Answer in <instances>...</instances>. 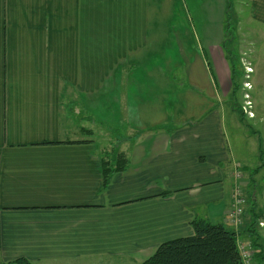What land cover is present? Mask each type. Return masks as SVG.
<instances>
[{
  "label": "crops",
  "instance_id": "0c3cea01",
  "mask_svg": "<svg viewBox=\"0 0 264 264\" xmlns=\"http://www.w3.org/2000/svg\"><path fill=\"white\" fill-rule=\"evenodd\" d=\"M176 2L0 0V264L141 263L195 219L228 226L232 171L250 169L225 133L227 3L180 24ZM236 2L264 32V0ZM102 103L129 125L114 148L91 139ZM115 150L127 166L104 186Z\"/></svg>",
  "mask_w": 264,
  "mask_h": 264
},
{
  "label": "rangeland",
  "instance_id": "374dc122",
  "mask_svg": "<svg viewBox=\"0 0 264 264\" xmlns=\"http://www.w3.org/2000/svg\"><path fill=\"white\" fill-rule=\"evenodd\" d=\"M225 1L227 6L223 23L226 24L224 30L229 38L227 46L235 54L236 58H234L237 59L239 72H241L240 78L237 79L238 89L236 92L233 91V95L231 90L228 95V101L232 103L231 105L235 107L236 111L238 110V114L237 112L233 114L226 112L225 133L233 156L250 169V171L244 172L241 164H236L235 169L237 168L238 175L237 177L233 176L235 169L231 174L232 185L234 187L239 185L241 188L239 191H241L243 200L242 206H238V208L243 209V215L240 219L238 218L237 225L230 222L228 216L233 208H231L230 199L231 210L227 212L225 222L228 226L238 230L240 226L246 223L248 225L252 219L254 211L251 213L249 211L253 208L251 210L247 208L248 202L255 201L254 203H256V200L252 199L255 195L260 211H264V32L252 24L246 26L248 24L247 15L242 8L236 14L235 9L239 5L236 1L238 0ZM216 4L214 0H177L174 19L180 24L188 22V19L194 24H198L206 18L216 19L218 16ZM227 15L232 16L231 20L228 21ZM236 16L240 21L238 26H235L234 22ZM196 29L198 31V27ZM247 101L250 102V105H246ZM230 103L226 101V106ZM243 107L250 111L252 116H248ZM92 113L94 119L92 123L94 124L89 127L95 133L91 139L99 148L116 147L115 143L129 132L128 123L120 121V110L113 106L106 107L102 103ZM245 214H249V216L244 217ZM261 217L254 229L260 242L264 244V220H260ZM238 244L250 245L253 254L256 252L249 235L247 240H238Z\"/></svg>",
  "mask_w": 264,
  "mask_h": 264
},
{
  "label": "trees",
  "instance_id": "16d2710c",
  "mask_svg": "<svg viewBox=\"0 0 264 264\" xmlns=\"http://www.w3.org/2000/svg\"><path fill=\"white\" fill-rule=\"evenodd\" d=\"M231 17V15H227L228 21L231 20ZM227 42H229V38L226 34L225 44L222 48L230 69L233 95V91L236 92L238 89L237 79L240 78L241 72H239L236 56L227 46ZM241 115L243 116L242 113ZM126 166L127 158L124 153L117 150L106 152L101 157L103 185L105 186L109 182L113 173L123 171ZM246 169L249 168L246 167ZM251 212L253 216L247 225L246 232L254 249H256L252 257L253 263L264 264V244L260 242V238L254 229L257 227V221L262 214L256 213L255 208ZM191 225L193 235L165 241L147 259L141 263L133 264H243L238 249V232L234 228L223 223H212L202 218L193 220ZM14 264L33 263L24 258H18Z\"/></svg>",
  "mask_w": 264,
  "mask_h": 264
},
{
  "label": "built area",
  "instance_id": "2783aa9c",
  "mask_svg": "<svg viewBox=\"0 0 264 264\" xmlns=\"http://www.w3.org/2000/svg\"><path fill=\"white\" fill-rule=\"evenodd\" d=\"M248 69V68H247ZM249 71V70H247ZM246 105H250V102H246ZM245 113H247L248 116H252V113L250 111H248L247 109H245V107H243ZM238 173H237V168L234 170V177H237ZM241 188L240 186H233L231 189V193H230V199H231V208L232 211H230L228 219L230 220V222L234 223V225H237L236 223L239 222L238 218L240 219V217L243 215V209L238 208V206H242V194L241 191H239ZM242 198V199H241ZM233 209H235L233 211ZM231 210V209H230ZM238 249L241 255V259L243 264H252L253 263V252H252V247L250 245H245V244H238Z\"/></svg>",
  "mask_w": 264,
  "mask_h": 264
}]
</instances>
